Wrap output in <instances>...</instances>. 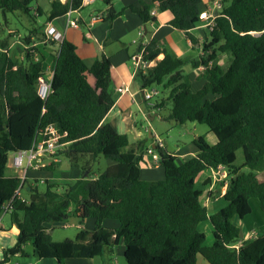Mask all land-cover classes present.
I'll return each instance as SVG.
<instances>
[{"label": "trees", "instance_id": "obj_1", "mask_svg": "<svg viewBox=\"0 0 264 264\" xmlns=\"http://www.w3.org/2000/svg\"><path fill=\"white\" fill-rule=\"evenodd\" d=\"M113 1L104 0L110 22L122 14L113 10ZM140 1L157 3L161 12H169L170 26L186 32L191 43L198 45L190 31L201 25L200 15L207 10L202 8V0ZM220 1L215 25L207 28L210 43L203 45V56L194 63V69L203 67L205 83L200 90H192L182 60L169 55L157 60L162 51L156 40L146 47L145 58L155 65L138 74L142 89L164 86L169 92L167 100L172 102L168 120L178 125H206L218 141L210 145L204 137L195 139L198 153L181 166L173 153L156 147L165 172L160 181L141 179L139 161L147 141L130 144L127 135L105 123L112 84L110 58L103 55L93 66L95 86L83 77L66 83L62 64L75 46L64 40L52 57L51 93L43 101L38 83L45 75L47 57L33 46V37L39 34L42 43L45 41L42 27L22 39L25 46H33L26 49L24 61L10 56L9 39L0 40V209L14 199L10 217L18 229L16 244L3 251L0 264L27 256V247L34 258L63 263L101 258L120 245L126 264H198V255L209 264H264V231L239 249L231 248L241 240L235 220L244 221L252 214V199L259 201L264 213V179L260 178L264 175V0ZM32 2L0 0V14L6 19L8 14L22 13L36 24ZM82 2L53 0L48 20L81 9ZM129 10L144 24L156 23L148 6L136 3ZM36 53L41 60L34 58ZM225 54L232 58L227 69L218 63ZM164 105L162 101L154 107ZM50 124L67 133L66 146L58 154L81 177L73 182L46 180L44 193L37 188L38 180L33 185L26 180L23 202L14 198L21 179L6 176L9 155L28 151L38 132ZM240 150L247 172H240L234 164ZM100 157L109 159L112 166L96 178L90 177ZM220 166L233 177L224 195L227 205L210 215L202 202L204 190L196 189V180L202 172ZM210 182L207 179L204 186ZM71 216L78 217L81 225L84 219L93 218V230L82 229L74 240L54 242L50 229ZM110 220L118 225L106 226ZM206 222L213 229L210 247L204 245L206 234L200 231Z\"/></svg>", "mask_w": 264, "mask_h": 264}, {"label": "crops", "instance_id": "obj_2", "mask_svg": "<svg viewBox=\"0 0 264 264\" xmlns=\"http://www.w3.org/2000/svg\"><path fill=\"white\" fill-rule=\"evenodd\" d=\"M52 1L53 0H49L48 8L43 9L40 6H38L36 10L32 9V11H34L33 15L35 14L37 18L43 15H45L47 18L45 23L39 25L36 28L42 27V31L45 32L47 25L52 24L58 30L63 32L64 40L66 42L75 46L74 51L67 52L64 62L62 64V77L64 81L66 83H71L77 78L83 77L90 85L95 86V78L92 75L93 66L97 63L98 60H100V58L103 55L110 58L112 63V70H111L112 84H111V92L107 102V104L109 105V113L105 119V123L111 124L118 132L127 135L130 144H134L139 141H145V139L142 138V135L139 132L138 125L134 117L135 107L140 112L141 111L143 112L142 109L143 96L141 93L142 84L140 80L134 75V71L130 64V58L132 55L139 52L141 48L147 47L153 40H156L159 48L162 51L161 54L158 56L157 60L160 61L164 59V57L167 55L172 56L175 59L182 60L185 63L183 67L184 69L185 68L192 69V76L195 77L194 80L198 83L196 91L200 90L204 85L205 83L204 79H196L200 76L199 73L197 72L198 70H200L201 67L197 69H193L194 63L197 62L201 56H203V45L210 43L209 33L207 29L204 28L202 25L190 31V34H192L199 41L198 45H193L191 41L188 39L186 32L173 29L170 26L172 15L169 12H161L159 10L157 3L146 4L144 1H140V0H115L112 2L113 10L116 13L122 12V14L118 16V18H116L113 22H110L107 20V16H108L107 11L109 10V7L105 5L104 0H94L92 3L88 5H84L81 9L72 13L71 20L77 21L79 25V28H73L67 25L68 18L66 16L58 17L51 21L48 20V14L51 11ZM202 1H203L202 8L204 9V7H207L208 9L211 7L212 2L216 0H202ZM60 2L64 4L67 2V0H60ZM136 3H141L142 5L148 6L151 9V13H154V15L152 16L155 17L156 23L144 24L137 14L131 12L129 10V7ZM38 9L41 10L40 13L37 11ZM95 18L97 19L96 21H94ZM34 29L35 28L33 26L32 27L29 26V28H27L26 31L29 34V32ZM33 40L35 41L34 37ZM37 44L38 42H35L34 46H36ZM42 45L44 46L45 54H47V56H49L50 58L55 56L59 52L61 47V44L46 42V40L42 43ZM49 57L48 59L46 58V62H45V65L46 63H49L48 69L47 70L45 69L47 73V79H51L53 75L52 72L53 61L49 60ZM223 57H226V54L221 55L219 57L218 63L221 66H222L221 61ZM189 78L192 83L193 78L192 77ZM121 87H125L128 92L123 95L118 93L117 90ZM147 106L152 107V105H148V104ZM131 135L133 136L134 139L133 141L131 140ZM214 136L215 135H209L206 138L207 142L210 145H215L218 142L216 136L215 137ZM152 138L154 140L151 143L146 142V148L142 153L141 159L143 157H146L145 151L150 147L155 148L157 139H160L156 135L152 136ZM164 148L166 149L165 145ZM197 153L198 150L194 151L193 154H191L189 157L192 158ZM174 155L177 158L176 164L178 166H181L188 161V160H184L186 159L185 157L184 158L178 157V154H174ZM147 159L150 162V157H147ZM179 159H182L181 160L182 162H180V164H178ZM158 166L160 165L158 164L154 167H158ZM142 167L147 168L150 167V165L140 164V170ZM47 171H51V170H47ZM206 171H209L210 175L205 177V179L202 181L203 186L207 179H211V182L210 184L204 186L206 188V190H204V194L207 190L212 191V188L215 187L217 182L221 181V179L217 177L213 178L215 177L214 170H206ZM6 176L18 177L17 175H8L7 170H6ZM261 179L263 180L264 178ZM33 180L34 181H32V183L37 181V179H33ZM50 182H54V181H50ZM229 182L227 183V187L226 186L222 187L223 190L220 193V196L217 198V201L224 199V195L228 188ZM215 191L217 192V190ZM224 207L225 206H221L220 209ZM212 214H214V212ZM78 220L80 222L79 218ZM87 222L88 219L83 220L82 228L90 231L93 230L95 221L92 223L93 226L91 229L86 228ZM235 223L239 226L240 220L238 219L235 220ZM110 224L112 225V227H116L118 225V223L115 221H112V223H109V221L105 222L106 226H109ZM1 230H5L4 226L0 227V231ZM16 230H17L16 233L18 234V229ZM240 230H241V235H240L241 240L239 243H237V245L240 246H242L245 242L249 241L250 239L257 237L259 232L261 233V231H264L261 228L251 227L248 225L244 226L243 229L240 228ZM206 240H207V236H206ZM213 242H214V237L211 243L207 247L212 246ZM114 250H118L119 253L124 254L123 245L109 249L106 252L109 251L112 252ZM40 262L42 261H39V264H41ZM46 264H105V263L101 259L95 258L90 260L89 259L69 260L63 263L57 261H49ZM108 264H116V263L114 261L111 262L109 260ZM205 264H209V263L207 262Z\"/></svg>", "mask_w": 264, "mask_h": 264}, {"label": "rangeland", "instance_id": "obj_3", "mask_svg": "<svg viewBox=\"0 0 264 264\" xmlns=\"http://www.w3.org/2000/svg\"><path fill=\"white\" fill-rule=\"evenodd\" d=\"M48 5H49V0H33L30 7L31 9L34 10H36L38 6H40L43 9H46L48 8ZM33 13L34 11H32V14ZM36 20L38 23L35 24L31 22L29 17L24 16V14L22 13H17L15 15L8 14L6 19L4 18L3 14H0V40L9 39V44H10L9 54L16 61H24L26 49H31L34 46V44L33 46H25L22 41V39H24V37H26V35L28 34L26 29L29 28V26L30 27L33 26L34 28H36L39 25H42L43 23L46 22L47 18L45 15H43L37 18ZM34 42H38V44L35 46L37 51H39L41 55L46 56L48 59V56L47 54H45V50L42 45V35L41 34L37 35ZM41 55L36 53L34 58L36 60H41ZM231 59H232L231 56L229 54H226V57H223L221 61L222 67L227 69L231 63ZM49 60L53 61V58L51 57L49 58ZM48 64L49 63H46L45 65L46 70L48 69ZM184 72L186 75L193 78L192 90L195 92L198 83L194 80L195 77L192 76V69L185 68ZM197 73H199L200 76L196 79H203L202 67L200 68V70H198ZM44 78L47 79L46 71ZM152 90H156L157 92H159V94L149 102H145L142 99L143 112L137 110L136 107L134 108V117L136 119V123L138 125L139 132L142 135V138H144L148 143H151L154 140L153 138L150 137V131H151L153 136L156 135L163 141L167 151H169L170 153L178 154V157H183V158L185 157L186 159L184 160H189L190 158L189 156L193 154L194 151L197 150V148L193 144V141L198 137H204L206 140L207 136L214 134L210 132L208 126L203 124L186 123L184 125H178L175 122L168 120V117L172 109V102L167 100L169 96L168 90H166L164 86H154L153 88L148 89V92ZM162 101L166 102L165 106H163L161 109L154 107L157 103H161ZM147 104L152 105V107L147 106ZM131 140L132 141L134 140L132 135H131ZM11 157L12 154L9 155V160L11 159ZM57 159H58V164L56 165L53 171L30 170L28 172V180L30 182L34 181L33 179L38 180L37 188L39 192L44 193L46 191L47 186L46 183H44L46 180L48 181L64 180L68 182H73L81 177V172L75 168H72L68 163V160L65 158V156H59L58 154ZM181 160L182 159H179L178 164L182 162ZM234 164L237 167V169L240 170V172L248 171L241 150L236 152V161ZM111 165L112 162L109 159H106L105 157H100L98 162L93 167V171L90 177L96 178L97 176L108 170V168ZM224 171L227 173L228 178L221 179L220 182H217L215 187L212 188V191L207 190L202 198V202L205 206L208 207L209 209L208 211L210 214H212L213 212L216 213L221 206L227 205V202L224 199L217 201V198L220 196V193L223 190L222 187L224 186V184H227L233 177V174L232 173L230 174L228 169ZM7 173L8 175H18L16 171L10 168L9 163H8ZM209 175H210L209 171H205L199 175V177L196 180V189L206 190V188L203 186L202 181L205 179V177ZM141 178L144 181H160V180H164L165 172L162 166H158V167L150 166L147 168L142 167ZM261 178H264V175H261ZM215 190H217V192ZM209 193H212V197L209 196ZM22 195L27 197L26 190L22 191ZM251 206H252V214L249 217H247L244 221H240L239 227L243 229L244 226L248 225L251 227L261 228L264 230V213L260 208L259 201L256 199H252ZM87 219L88 222L86 224V228L91 229L93 226L92 223L94 222V219L86 218V220ZM109 223H112V221L110 220ZM2 224L5 230L0 231V261L3 259V251L12 248L17 242V233H16L17 226L15 224H12L11 217L10 216L3 217ZM64 224L67 227H64ZM82 226L83 225L80 224L78 218L71 216L65 222L58 225H54L50 229L49 233L54 242L61 243L66 240H74L77 234L83 229ZM108 227H112V225L110 224ZM200 231L206 234L207 240L205 242V246H208L213 240L211 225L209 223H202L200 225ZM26 252L28 254L27 256L14 257L9 264H16L17 262L19 264H39V261H42L40 262L41 264H46L49 262V260H39L37 258H34L31 255V247H27ZM99 259L104 261L105 264H108L109 260L111 262L114 261L116 264H126L124 254L119 253L118 250H114L112 252L110 251L106 252L103 258H99ZM197 263L205 264L207 263V261L202 256L198 255Z\"/></svg>", "mask_w": 264, "mask_h": 264}, {"label": "built area", "instance_id": "obj_4", "mask_svg": "<svg viewBox=\"0 0 264 264\" xmlns=\"http://www.w3.org/2000/svg\"><path fill=\"white\" fill-rule=\"evenodd\" d=\"M93 1L94 0H83L82 6L88 5ZM221 8H222V4L220 0L213 1L211 7L201 13L200 15L201 25L206 29L213 28L215 25V19L217 18V13ZM75 11L77 10L71 9L65 15L68 18L67 25L69 27L79 28L78 22L71 20V15ZM152 15H154V13H152ZM96 20L97 19L95 18L94 21ZM45 40L46 42H54L57 44H61L64 41V34L62 31L58 30L54 25L48 24L45 29ZM146 55H147L146 47H143L140 49L139 52L132 55L130 58V64L132 66L134 75L136 77H138V74L140 72L146 73L150 68H152L155 65L154 60H148L145 58ZM148 89L151 88L142 89L141 91L143 100L145 102L151 101L154 97L158 96L159 94V92H157L156 90H152L148 92ZM117 91L121 95L128 92L125 87H121ZM50 93H51V79H45L44 77H41L38 83V95L43 101H47V99L50 96ZM66 137H67L66 132H61L60 129L57 127V125L50 124L38 132L31 148L28 151L12 154V157L9 160L10 168L16 171V173H18L17 176L22 181L19 189L15 193L14 198L26 202V197L22 195V191H25L26 187H28V184L25 183L26 180H28V172L30 170L41 171L51 166L52 164H57L58 163L57 154L59 153V151H62L66 146V144L63 142L64 139H66ZM156 147L164 148V143L161 139H157L155 148L150 147L145 151L146 157H143L139 161L141 165L145 164L154 167L159 164L160 156L156 152ZM147 157H150V162L147 159ZM224 170H226V168L223 166H220L217 170H214L215 177L213 178H216L218 176L219 179H227L228 175L226 172H223ZM224 186L227 187V184H225ZM60 191L61 189L57 190V192ZM13 200L3 205L2 208L0 209V227L3 226L2 224L3 217L11 216V214L14 211ZM64 227L67 226L64 224ZM240 247H241L240 245L236 244L231 248L239 249Z\"/></svg>", "mask_w": 264, "mask_h": 264}, {"label": "water", "instance_id": "obj_5", "mask_svg": "<svg viewBox=\"0 0 264 264\" xmlns=\"http://www.w3.org/2000/svg\"><path fill=\"white\" fill-rule=\"evenodd\" d=\"M152 136H153V135H152V133H151V131H150V137L152 138Z\"/></svg>", "mask_w": 264, "mask_h": 264}]
</instances>
